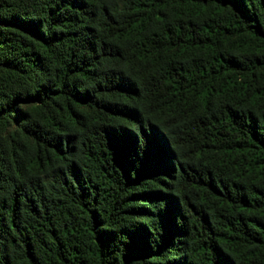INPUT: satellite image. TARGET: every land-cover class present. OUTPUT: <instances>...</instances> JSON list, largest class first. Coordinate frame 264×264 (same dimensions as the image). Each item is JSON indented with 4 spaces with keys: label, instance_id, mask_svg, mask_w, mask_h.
I'll use <instances>...</instances> for the list:
<instances>
[{
    "label": "trees",
    "instance_id": "16d2710c",
    "mask_svg": "<svg viewBox=\"0 0 264 264\" xmlns=\"http://www.w3.org/2000/svg\"><path fill=\"white\" fill-rule=\"evenodd\" d=\"M0 264H264V0H0Z\"/></svg>",
    "mask_w": 264,
    "mask_h": 264
}]
</instances>
